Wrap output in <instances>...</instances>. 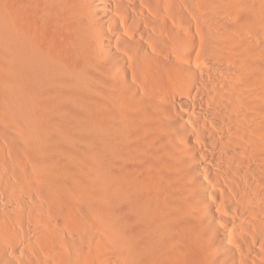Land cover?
Segmentation results:
<instances>
[{
	"label": "bare ground",
	"instance_id": "6f19581e",
	"mask_svg": "<svg viewBox=\"0 0 264 264\" xmlns=\"http://www.w3.org/2000/svg\"><path fill=\"white\" fill-rule=\"evenodd\" d=\"M0 264H264V0H0Z\"/></svg>",
	"mask_w": 264,
	"mask_h": 264
},
{
	"label": "rangeland",
	"instance_id": "374dc122",
	"mask_svg": "<svg viewBox=\"0 0 264 264\" xmlns=\"http://www.w3.org/2000/svg\"><path fill=\"white\" fill-rule=\"evenodd\" d=\"M45 212H46V211H45V209H44V211H43V215H46Z\"/></svg>",
	"mask_w": 264,
	"mask_h": 264
}]
</instances>
